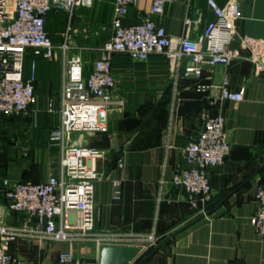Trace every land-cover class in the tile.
<instances>
[{
	"label": "crops",
	"instance_id": "0c3cea01",
	"mask_svg": "<svg viewBox=\"0 0 264 264\" xmlns=\"http://www.w3.org/2000/svg\"><path fill=\"white\" fill-rule=\"evenodd\" d=\"M215 1L220 7L229 2L239 5L240 36L264 39V0ZM207 2L174 0L156 20L169 36L178 38L184 35L185 21L189 19V36L198 41L206 24L215 20ZM114 3L115 0H96L97 7L106 5L111 21ZM150 8V0H139L130 8L124 24L150 18ZM62 42L53 43L59 46ZM247 55L244 51V58ZM84 57L85 61L93 60L89 52ZM26 60V77H30L31 65L36 63L37 101L32 114L39 115L40 123H2L0 117V131L6 135L23 133L32 139L41 169L30 171L26 165L8 163L6 175L0 176V206L5 203L4 179L43 182L59 168L60 152L50 136L60 124L57 111L63 66L31 52ZM113 69L117 82L115 105L101 116L108 131L77 137L80 144L103 153L97 168L104 178L95 184L97 230L142 235L155 231L157 245L170 237L145 264H264V238L257 235L252 220L257 189L264 185V170L249 181L264 164V74H256L246 59L228 68L203 66L204 83L220 86L227 78L229 90L244 95L241 102L224 101L211 107L206 95L196 91L194 78H181L175 85L164 56L154 55L147 62H138L118 55ZM89 73L88 66L86 75ZM50 102L54 105L53 113L48 111ZM206 110L224 118L232 148L225 164L210 170L214 196L207 211L231 191L238 190L214 214L196 220L200 214L191 209L184 193L169 182L175 173L186 168L182 151L203 130ZM119 161L124 163L123 168L118 167ZM115 181L122 182L118 201L114 200ZM21 216L9 215L7 223L18 225ZM55 245L58 256L60 252L71 251L84 264H99L100 246L95 243ZM11 253L20 264H46L51 256L23 241L13 244Z\"/></svg>",
	"mask_w": 264,
	"mask_h": 264
},
{
	"label": "built area",
	"instance_id": "2783aa9c",
	"mask_svg": "<svg viewBox=\"0 0 264 264\" xmlns=\"http://www.w3.org/2000/svg\"><path fill=\"white\" fill-rule=\"evenodd\" d=\"M94 1L0 0V116L32 113L37 101L35 62L31 65L30 77L25 75V60L30 52L47 61H58L60 50L63 66L57 111L60 124L50 136L60 152L59 168L43 182L3 180L5 203L0 206V264H20L12 255L11 246L22 241L139 247L141 252L158 243L155 231L142 235L97 230L95 184L104 178L97 168L103 153L73 139L75 135L108 131L101 116L115 105L117 82L113 61L116 56L126 55L138 62H147L154 55L164 56L175 85L181 78L196 79L197 92L206 95L211 107L224 101L241 102L244 95L230 91L227 78L220 86L204 83L203 66L228 68L246 59L256 74H264V39L239 35L242 15L235 2L220 7L215 0H208L215 20L207 23L201 39L194 41L189 36V19L185 21L184 35L178 38L169 36L156 20L174 0H150V18L132 25L124 24V19L139 0H115L110 40L97 48L80 49L71 46L68 32L62 44L55 45L47 30L48 15L52 11L72 14L79 7H91ZM71 50L80 51L81 55L69 56ZM83 51L94 55V59L85 61ZM244 51L248 52L246 58ZM88 66L90 73L86 75ZM48 111L54 112L52 102ZM203 121V130L182 151L186 168L175 173L169 182L184 193L185 201L200 215L207 212L214 196L210 170L223 166L232 150L224 118L206 110ZM118 167L123 168L124 163L119 161ZM113 186L114 200L118 201L122 182L115 181ZM255 202L253 226L257 235L264 238V185L258 187ZM9 215H22L24 219L18 225H10L6 220ZM58 260L60 264H84L71 251L60 252Z\"/></svg>",
	"mask_w": 264,
	"mask_h": 264
},
{
	"label": "rangeland",
	"instance_id": "374dc122",
	"mask_svg": "<svg viewBox=\"0 0 264 264\" xmlns=\"http://www.w3.org/2000/svg\"><path fill=\"white\" fill-rule=\"evenodd\" d=\"M48 30L51 40L55 44H59L63 40V36L69 32L71 46L75 44L74 46L80 49L97 48L105 40L110 38L113 33L111 19L106 5L104 7H97L96 0L91 7H79L72 14L66 11H53L48 19ZM72 40H74V43ZM86 52H82L84 60H86L84 57ZM59 54L61 59L56 62L62 66V54L60 50ZM74 54L81 55L80 51L73 50L69 51L68 55L73 56ZM27 62L28 60L25 61V66L28 65ZM1 122L39 124L40 120L38 114L31 113L30 115L15 117L12 121L1 119ZM77 136L75 135L73 139L77 138ZM81 145L83 144L81 143ZM38 159L36 143L26 134L13 132L12 135H6L3 131H0V176L6 175L5 169L10 162H16L18 165H26L30 167V171H37L41 169L40 164L37 162ZM20 219L23 220L24 217L21 216ZM27 243L34 246L37 251H42L46 256L50 253V259H46V264H60L58 253L54 250L55 244L46 242L42 244L36 242ZM154 247L142 251L132 264H137Z\"/></svg>",
	"mask_w": 264,
	"mask_h": 264
},
{
	"label": "water",
	"instance_id": "95a60500",
	"mask_svg": "<svg viewBox=\"0 0 264 264\" xmlns=\"http://www.w3.org/2000/svg\"><path fill=\"white\" fill-rule=\"evenodd\" d=\"M263 170H264V164L254 173V175L249 179V181ZM237 190L238 189L231 191L215 207L208 210L205 214L200 215L196 220L214 214L226 203V201ZM170 239L171 238L169 237L166 240H164L162 243L155 246L154 249L148 255L143 257L137 264H145ZM140 253H141V249L139 247L103 245L100 247L99 264H132V262L139 256Z\"/></svg>",
	"mask_w": 264,
	"mask_h": 264
},
{
	"label": "trees",
	"instance_id": "16d2710c",
	"mask_svg": "<svg viewBox=\"0 0 264 264\" xmlns=\"http://www.w3.org/2000/svg\"><path fill=\"white\" fill-rule=\"evenodd\" d=\"M53 12V11H52ZM51 12V13H52ZM48 19V18H47ZM47 30H48V25H47ZM48 32H49V30H48ZM185 79H188V78H185ZM196 80V79H195ZM197 80L195 81V89H196V84H197ZM197 91V90H196ZM1 117V119H4L5 121H12V119H14L15 117H6V116H0ZM16 117H18V116H16ZM21 182H27V181H21ZM214 205H212L211 207H213ZM211 207H209V208H211ZM153 249H151L146 255H148L151 251H152Z\"/></svg>",
	"mask_w": 264,
	"mask_h": 264
},
{
	"label": "bare ground",
	"instance_id": "6f19581e",
	"mask_svg": "<svg viewBox=\"0 0 264 264\" xmlns=\"http://www.w3.org/2000/svg\"><path fill=\"white\" fill-rule=\"evenodd\" d=\"M102 121V120H101Z\"/></svg>",
	"mask_w": 264,
	"mask_h": 264
}]
</instances>
